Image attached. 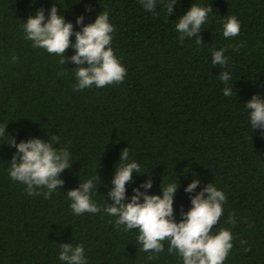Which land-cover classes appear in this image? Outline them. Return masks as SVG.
I'll return each instance as SVG.
<instances>
[{"label":"trees","instance_id":"1","mask_svg":"<svg viewBox=\"0 0 264 264\" xmlns=\"http://www.w3.org/2000/svg\"><path fill=\"white\" fill-rule=\"evenodd\" d=\"M53 3L74 31L80 30L77 17L88 24L109 13L111 47L127 71L122 83L74 91L76 65H60V57L25 39L23 23L40 8L47 18ZM193 3L212 9L200 45L198 37L181 43L175 29ZM229 16L240 22V33L224 38ZM220 49L225 67L212 64V50ZM74 54L73 48L65 53ZM223 71L231 76L230 97L223 95ZM255 94L264 99V0H177L171 16L162 0L155 14L140 0H0V126L6 124L17 143L58 135L53 147L67 148L72 163L50 199L29 196L8 174L16 149L6 144L7 135L0 139V264H64L58 258L63 243L82 244L87 264H183L169 254L167 241L161 253L140 251L138 230H117L115 217L103 211L127 147L143 173H133L126 185L129 200L149 175L152 188L140 189L149 195L177 183L179 222L191 196L213 183L227 200L212 231L233 235L224 264H264V137L244 108ZM92 177L98 187L91 198L101 212L75 215L66 194ZM193 179L200 183L186 193ZM230 214L235 226L227 222Z\"/></svg>","mask_w":264,"mask_h":264},{"label":"clouds","instance_id":"2","mask_svg":"<svg viewBox=\"0 0 264 264\" xmlns=\"http://www.w3.org/2000/svg\"><path fill=\"white\" fill-rule=\"evenodd\" d=\"M140 3L146 12L155 14L156 0H140ZM176 4L177 0H162V6L169 16L174 14ZM210 12L211 7L193 3L175 25L179 41L183 43L186 38L198 37L196 44H203L201 27ZM76 24L80 26L79 31H74L73 24L66 22L64 16L58 14L53 3L47 18L44 9L40 8L34 16L27 18L22 28L25 39L32 42L33 48L44 49L49 54L60 57V65L69 61L76 65L74 91L122 83L127 71L111 47L115 28L109 22V13L100 12L95 21L88 24H84V16L81 15L77 17ZM222 26L224 38H233L240 33V22L235 16L227 17ZM73 35L74 42L71 39ZM69 48H73L75 54L66 57L65 53ZM224 51L225 49L212 50L213 65L225 67L228 64ZM12 59L16 61L18 58ZM219 78L226 85L222 90L223 95L232 96V87L228 86L231 79L229 72H221ZM244 108L249 113L253 130L259 129L264 137V99L255 94ZM6 135V144L16 149L8 170L10 178L23 184L29 196L43 195L45 199H50L52 193L64 184L60 174L72 165L67 148L53 147V143L60 144V137L51 135L47 141L29 138L17 143L14 137L7 134L5 124L0 126V139ZM118 164L110 181L112 187L107 193V198L112 202H106L103 208L107 215L115 217L117 230H138L137 243L141 245L139 250L143 252L161 253L164 251L163 242L167 241L169 254H178L183 264H224L233 248V235L225 228H220L218 232L212 231L223 214V204L227 200L223 191L218 190L213 183H208L200 192L191 196V207L187 212L181 208V219L176 222L173 203L179 184L169 183L161 187L160 195H149L140 190L152 188L149 175L148 180L133 188V195L129 200L126 185L133 182V173H143L139 163L130 161L128 147L121 151ZM95 180L96 177L87 179L67 192V198L71 201L70 208L75 215L101 212L100 206L91 198L98 187ZM199 183L198 179H193L184 191L189 194L195 192ZM41 189L46 191H40ZM227 222L236 225L234 214L229 215ZM240 243L243 245L245 241L241 240ZM60 248L58 258L64 264H87L82 244L74 246L63 243ZM244 251L248 252L250 248H245Z\"/></svg>","mask_w":264,"mask_h":264}]
</instances>
